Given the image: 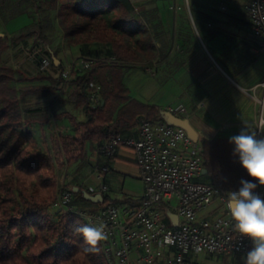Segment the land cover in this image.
Segmentation results:
<instances>
[{"label": "trees", "instance_id": "1", "mask_svg": "<svg viewBox=\"0 0 264 264\" xmlns=\"http://www.w3.org/2000/svg\"><path fill=\"white\" fill-rule=\"evenodd\" d=\"M7 1L0 0V11ZM24 1L15 0V4ZM31 4L35 9L57 11L65 45L88 64L86 69L73 70L67 82L71 89L64 101L78 109L84 120L77 122L70 113H62L81 128L74 135H59L65 164L80 167L86 162L88 147L97 144L101 149L110 135L130 131L143 119L165 121V110L132 98L123 81L131 66L158 61L160 50L155 38L159 33L152 31L153 17L148 12L137 11L130 0H31ZM23 36L47 40L38 25L20 29L11 40ZM8 47L6 36L0 35V264H108L101 243L98 252H83L81 237L75 232L76 227L86 224L82 218L59 206L52 210L58 189L56 165L39 149L37 137L25 128L30 123L44 125L50 121L52 105L31 102L54 94L65 84V76L60 73L53 77L44 72L27 75L15 70L2 62ZM44 52L55 55L49 47ZM42 58L38 60L43 65ZM40 80L49 82L20 84ZM94 84L99 85L96 103L89 100ZM232 136L202 140L206 173L201 181L223 189H239L242 179H250L238 156L233 155L234 146L229 143ZM63 189L71 190L66 185ZM73 193L65 206L81 211L102 207Z\"/></svg>", "mask_w": 264, "mask_h": 264}, {"label": "crops", "instance_id": "2", "mask_svg": "<svg viewBox=\"0 0 264 264\" xmlns=\"http://www.w3.org/2000/svg\"><path fill=\"white\" fill-rule=\"evenodd\" d=\"M41 10L36 9L31 13L40 15ZM52 11L55 12L58 30L62 31L58 23L57 11ZM157 14L158 19L163 20V24L160 29L158 25L152 24V31L159 33L155 43L160 50L158 61L154 60V62L158 65L165 62L168 68L163 75H157L151 81L153 94L158 100L154 104L160 108L166 104H172L171 107L178 104L185 106L181 102V97L189 93L200 95L199 101L191 111L185 106V114L177 117L189 122L198 135L197 140L201 143L204 139L238 134L243 128H246L249 133H255L258 139L264 138V108L259 101L264 99V56L260 51V38L254 32L251 23L239 19L231 11L220 14L222 17L217 22L206 23V26L200 29L193 23L191 25L193 32L190 26L183 23H167L160 11ZM7 18H2L3 20L0 18V26L7 27L8 22L5 21ZM32 23L28 21L25 24L32 25ZM34 23L41 26L40 20H35ZM20 29L22 27L14 28L11 33ZM0 33L3 37L7 35L2 28ZM54 47H58L59 70L65 72V64L67 65L70 61V54L74 53L62 48L59 38L58 45L56 43ZM50 54L53 53L50 52ZM76 58L82 60L78 55ZM75 64L73 61L69 72L70 77L65 76V84L58 87V107L55 105L52 109L50 121L47 123L58 121V135H74L81 130L62 113H70L77 122L84 120V116L78 109L64 101L71 89L67 86V82L71 78V72L76 69ZM158 65H156L157 74L160 70ZM180 75L184 80L180 79ZM182 80L184 82L181 83ZM123 81L127 85L125 78ZM130 96L142 101L132 91ZM54 113H57L55 118ZM136 127L137 125L130 131L119 133L133 135ZM104 143L105 141L102 144ZM96 147L98 151L95 161L92 162L93 172L78 183L66 184L67 189L85 186L90 192H102L100 191L102 182L106 184L107 179H111L114 188L111 187L108 190L106 184V191L108 190L107 194L112 203L121 201L116 203L140 205L144 195V184L139 177L133 151L122 146L116 149L112 157H106L96 144L88 147L87 153ZM104 166H108L109 171L101 179L98 177V172ZM131 168H134L136 172L126 170ZM261 187L264 188V186ZM61 207L64 210L69 208L65 205ZM161 209L167 215V208ZM222 212V205L215 200L209 207L202 210L199 216L211 219L221 216ZM198 250L187 251L185 257L190 264H196L195 254Z\"/></svg>", "mask_w": 264, "mask_h": 264}, {"label": "built area", "instance_id": "3", "mask_svg": "<svg viewBox=\"0 0 264 264\" xmlns=\"http://www.w3.org/2000/svg\"><path fill=\"white\" fill-rule=\"evenodd\" d=\"M244 10L260 38L264 56V0H246ZM42 63L46 66L49 61L42 58ZM98 92L99 85L94 84L90 102H97ZM185 110L183 104H178L168 112L183 116ZM122 146L133 151L144 184L140 205L110 203L95 211L67 209L86 224L102 221L107 226L108 239L101 244L108 264H190L186 253L197 249L246 257L252 242L235 231L226 207L227 193L238 188L223 189L200 180L204 168L199 140H193L180 126L143 119L133 135H110L101 152L112 157ZM108 171V166L102 167L98 177L102 179ZM106 189L107 185L102 182L100 191ZM255 192L264 198L263 187L258 186ZM73 194L72 190H65L61 199L71 201ZM215 200L222 205L221 216L200 217L199 213ZM162 207L177 216L176 225Z\"/></svg>", "mask_w": 264, "mask_h": 264}, {"label": "rangeland", "instance_id": "4", "mask_svg": "<svg viewBox=\"0 0 264 264\" xmlns=\"http://www.w3.org/2000/svg\"><path fill=\"white\" fill-rule=\"evenodd\" d=\"M134 5V8L137 11L148 12V15L153 17L151 22L153 25H158V28H162L163 20L161 21L157 14L158 11L161 12V16L167 23H183L192 28V24H196L197 27H205L206 23L213 24L217 22L222 13L233 12L236 17L241 20H245L250 23L248 16L245 13L244 5L246 0H189L186 3V0H130ZM5 8L0 11V18L8 22L7 27L0 26L3 31L6 32V41L9 43V47L2 54V62L7 65H12L15 70H20L26 73L27 75H35L39 72H44L50 74L53 77H58L60 73H63L64 76H69L70 68L72 62L75 61V68L77 69H86L88 64L84 61L76 58V55L70 54V61L65 64V72L60 71V65H52V57L58 59V47H54V44L58 45V38L60 39V45L62 48L68 49L65 45V40L63 37V32L58 30V25L55 19V12L51 9H42L40 15H37L34 12L36 9L31 4V0H26L23 4L16 6L15 0H8L5 3ZM26 9L22 13H17L21 9ZM46 9V10H45ZM15 14V15H14ZM22 14V15H21ZM20 15V16H19ZM7 16V17H6ZM3 18V19H2ZM14 18V19H13ZM22 18V19H20ZM12 20V21H10ZM41 21L42 35L47 38L44 39H34L33 36H23L14 41L11 40L13 35H17L19 31L11 33L15 28H25L29 26H37L34 21ZM28 21H31L32 25H26ZM26 25V26H25ZM152 29V28H151ZM191 31L194 32L193 28ZM37 37V35H34ZM63 37V39H62ZM50 46V47H49ZM49 47L52 51L55 52V55L46 54L44 52L45 48ZM72 50L68 49V52L71 53ZM39 58L47 57L50 59L48 65H42ZM157 63V62H156ZM154 62L153 65H133L125 72V82L127 87L133 94L138 95L143 102L148 104L156 103V98L154 96V89L152 87L151 81L157 75H163L168 68V65L164 62L160 65ZM157 67L160 68L157 74ZM160 66V67H159ZM160 71V72H159ZM162 73V74H161ZM15 75H18L15 72ZM166 75V74H165ZM70 77V76H69ZM180 79H183V76H179ZM184 80V79H183ZM180 81L181 83L184 81ZM189 80V79H188ZM187 80V81H188ZM186 81V82H187ZM48 80H40L33 82H26L20 84H46ZM161 92V91H160ZM162 94V93H161ZM176 99V98H175ZM200 95L186 94L184 97H181V102H183L186 108L191 111L196 103L199 101ZM32 105H42L49 107L52 105V109L55 108V105L58 107V88L56 92L48 97L40 98V100L32 99ZM157 105V104H156ZM172 104H166L164 107H161L167 113ZM56 107V111L58 110ZM58 112V111H57ZM57 113H54L53 117L55 118ZM83 117V116H81ZM53 118V119H54ZM55 120V119H54ZM27 130H30L38 139L39 149L48 154L53 162L56 165V181L58 185L57 196L55 200V205L52 206V210L61 207L64 205V201L61 199L63 193V186L69 185L72 183H78L80 180H84L89 177L93 172L92 162L95 161L96 153L98 151L97 147L90 149L87 153L86 162L78 167V164H65L62 159V154L60 152V137L58 135V121L50 122L49 124H38L30 123L25 125ZM60 129V128H59ZM127 171L136 172L134 168L126 169ZM125 172V171H124ZM202 178V177H201ZM106 184L108 185V190L113 187L111 179H107ZM63 185V186H62ZM114 188V187H113ZM107 190V191H108ZM106 195V200H104L101 205L102 207L111 203V198L109 195ZM101 207V208H102ZM52 217L56 218V216ZM196 264H244V259L242 255L239 254H226V253H214L206 250L199 249L195 254Z\"/></svg>", "mask_w": 264, "mask_h": 264}, {"label": "clouds", "instance_id": "5", "mask_svg": "<svg viewBox=\"0 0 264 264\" xmlns=\"http://www.w3.org/2000/svg\"><path fill=\"white\" fill-rule=\"evenodd\" d=\"M229 143L234 146L233 155L238 156L240 166L250 179H242L238 190L227 193L226 207L235 231L252 242L244 264H264V198L255 192L258 186H264V138L258 139L255 133L243 128L229 138ZM106 227L101 221L75 228L85 254L100 250V243L108 239Z\"/></svg>", "mask_w": 264, "mask_h": 264}, {"label": "water", "instance_id": "6", "mask_svg": "<svg viewBox=\"0 0 264 264\" xmlns=\"http://www.w3.org/2000/svg\"><path fill=\"white\" fill-rule=\"evenodd\" d=\"M0 35H1V33H0ZM52 59H53V62L55 65L59 64V61L57 58L52 57ZM165 122L184 128L193 140L198 139V135H197L196 131L194 130V128L189 124V122L186 119L177 117V116L168 112L165 115ZM205 173H206V170L203 169V174H205ZM72 191L75 193H80L83 198H85L86 200H89L93 203H102L104 201L103 193L99 192V191L90 192V191L83 189V188H80L78 186L73 187ZM167 216L173 222V224L176 225L177 216L170 211L167 212Z\"/></svg>", "mask_w": 264, "mask_h": 264}, {"label": "bare ground", "instance_id": "7", "mask_svg": "<svg viewBox=\"0 0 264 264\" xmlns=\"http://www.w3.org/2000/svg\"><path fill=\"white\" fill-rule=\"evenodd\" d=\"M189 2V0H186V3H188ZM260 101V104L263 106V108H264V99H262V100H259Z\"/></svg>", "mask_w": 264, "mask_h": 264}]
</instances>
